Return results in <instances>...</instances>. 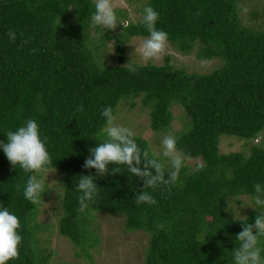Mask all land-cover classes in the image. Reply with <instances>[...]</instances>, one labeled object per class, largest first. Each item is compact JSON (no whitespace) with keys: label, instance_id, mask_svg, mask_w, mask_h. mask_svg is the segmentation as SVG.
Listing matches in <instances>:
<instances>
[{"label":"trees","instance_id":"obj_1","mask_svg":"<svg viewBox=\"0 0 264 264\" xmlns=\"http://www.w3.org/2000/svg\"><path fill=\"white\" fill-rule=\"evenodd\" d=\"M239 1L149 0L144 5L159 12L156 27L166 30L180 51L188 54L198 46L199 59L222 61L202 74L176 68L169 56L163 65L130 64L136 71L100 63L88 34L95 0H0V140L29 118L39 122L48 137L51 167L66 173L59 230L83 251L100 241L87 225L95 210L122 214L129 230L150 234L144 264H232L236 234L243 221L254 222L256 210L236 219L229 200L253 196L254 185L264 182L261 141L241 152L219 148L222 134L255 140L264 130V29L241 22ZM121 35L125 41L149 33L139 20ZM138 97L150 109L157 132L171 127L174 105L183 106L191 127L177 137V146L203 162L185 165L174 184L156 186L143 185L144 178L133 176L126 165H114L121 172L98 177V197L81 211L76 185L81 174L96 173L83 165L89 147L104 138L102 109L111 106L115 114L123 100ZM136 139L152 153L146 138ZM30 174L0 149V203L19 216L23 236L18 257L8 264L49 262L37 247L39 203L23 195ZM140 191L157 203L137 205Z\"/></svg>","mask_w":264,"mask_h":264},{"label":"rangeland","instance_id":"obj_2","mask_svg":"<svg viewBox=\"0 0 264 264\" xmlns=\"http://www.w3.org/2000/svg\"><path fill=\"white\" fill-rule=\"evenodd\" d=\"M149 0H112L117 9L121 23H136L141 20L143 7ZM241 5V6H240ZM241 22L249 28L264 29V0L239 1ZM124 27L118 24L114 29L105 30L90 25L88 28L90 43L95 54L102 64L118 66L154 63L163 65L166 57L176 68L192 73H210L219 68L222 61L219 58L204 61L198 58V46L191 53H183L168 41L167 47L158 57L144 60L141 46L147 37L133 36L120 41ZM110 35L109 38L105 36ZM122 58L124 60H122ZM134 103L135 105H132ZM174 120L171 127L164 132H157L151 126L150 109L143 105L141 98L123 100L114 114L116 121L134 130L136 136L149 141L152 153L161 154L166 167L167 160L162 157V140L168 134L179 137L191 127L185 109L175 104L173 107ZM189 126V127H188ZM264 147V130L257 139H246L237 135L222 134L220 136V153L241 152L252 147L254 143ZM248 146L244 147V145ZM188 158V157H187ZM201 158H188L185 165L194 167L202 163ZM54 171L41 173L47 177L46 191L38 205L36 215L37 247L38 251L48 256L47 264H144L150 244V234L142 230H129L126 226V217L122 214L99 212L92 210L87 218L90 231L100 240L96 246L82 247L64 236L59 228L64 215L63 199L66 188V173L64 170L53 168ZM252 196L241 195L229 200V212L236 219L245 218L251 210L249 204Z\"/></svg>","mask_w":264,"mask_h":264},{"label":"clouds","instance_id":"obj_3","mask_svg":"<svg viewBox=\"0 0 264 264\" xmlns=\"http://www.w3.org/2000/svg\"><path fill=\"white\" fill-rule=\"evenodd\" d=\"M159 15L150 4L143 9L141 23L149 33L141 46L144 60L158 57L167 47L169 33L156 27ZM91 23L105 30L114 29L118 24L127 27L126 23H121L112 0H95ZM7 35L11 40L16 38L14 31H9ZM129 67L131 71H136L135 65ZM101 115L105 118L102 129L104 138L95 147H89V155L83 165L85 169L94 168L96 173L81 174L76 185L80 193L81 211L98 197V177L121 172L120 168L114 165H126L127 171L133 176L144 178L143 185L174 184L177 181L188 158L178 148L176 135L168 134L162 140V157L166 158L168 165V178L165 179L166 165L161 159V154H150L148 150L143 149L137 142L134 130L116 121L111 106L104 107ZM0 149L13 166L32 173L23 186V195L33 204L40 203L46 191L48 174L54 170L51 167L53 161L48 150V137L42 134L39 122L29 118L15 130H9L7 139L0 140ZM41 173H47V177ZM135 201L137 205L157 203L154 196L146 191L135 194ZM249 205L256 210L254 222L243 221V229L236 234V241L239 243L232 249V264H264V182L254 185L252 202ZM20 228L19 216L0 203V264H8L10 260L18 257L23 242Z\"/></svg>","mask_w":264,"mask_h":264}]
</instances>
